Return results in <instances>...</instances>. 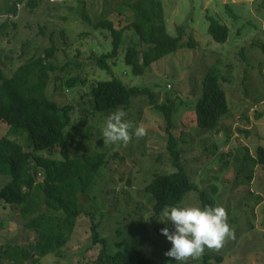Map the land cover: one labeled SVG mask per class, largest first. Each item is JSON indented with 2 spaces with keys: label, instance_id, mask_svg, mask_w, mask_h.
I'll return each mask as SVG.
<instances>
[{
  "label": "rangeland",
  "instance_id": "obj_1",
  "mask_svg": "<svg viewBox=\"0 0 264 264\" xmlns=\"http://www.w3.org/2000/svg\"><path fill=\"white\" fill-rule=\"evenodd\" d=\"M13 1L0 0V23L6 20L7 6L16 3ZM23 1L19 15L11 17L9 37L0 40V69L11 75L24 61L43 55L51 44L55 46L50 62L56 70L49 73L46 94L59 104L72 106L68 131L72 127L81 131L70 143L71 153L94 149L104 154L91 185L78 195V202L94 214L99 236L105 241V254L136 250L145 257L158 259L166 257L164 253L171 248L160 232L165 227L169 232L174 228L171 223L159 222L161 216L152 218L145 190L153 175L173 169L166 148L170 134L185 173L198 188L206 190L214 207L225 208L228 224L235 233L221 249H206L203 256L212 257V264H264V164H249V168L242 170V160L239 162L243 146L252 156L259 145L264 147L262 1L159 0L167 34L174 37V27L184 26L195 45L189 49L179 47L162 56L140 75H134L123 59L130 45H136L139 51L146 49L137 44L133 32L126 31L117 56L106 59L111 68L107 73L96 66L95 59L110 53L111 40L102 30H94L82 16L84 10L91 21L106 18L119 27L120 18L128 15L117 7L130 0H35L34 6ZM227 8L237 17H231ZM209 15L228 29L222 44L214 42L208 33ZM183 42L184 39L179 45ZM210 68H219L229 104L219 130L198 128L192 111L194 99L201 94L202 78ZM112 76L128 85H147L156 102L168 104L167 130L161 112L146 95L133 96L127 106L95 112L89 118V86ZM74 77L83 81L67 87L65 81ZM117 109H123V119L133 125L130 133H134L136 126H143L147 134L142 138L133 135L127 145L104 144L102 130L106 119ZM85 114L87 123L81 120ZM86 124L88 130L83 128ZM6 132L7 125L0 123V136ZM19 137L24 149H28L24 135ZM35 153L60 157L58 148ZM248 175L250 179L246 178ZM5 181L0 176V187ZM190 206L200 207L195 192L186 193L174 205ZM87 227V219L78 220L70 241L58 253L41 257L37 264H94L100 245L90 244ZM29 241L30 234L23 231L20 207L0 199V247L9 243L25 249ZM215 257L221 259L217 262ZM168 259L170 264H179ZM0 264L15 263L4 256ZM186 264L206 263L201 257Z\"/></svg>",
  "mask_w": 264,
  "mask_h": 264
},
{
  "label": "trees",
  "instance_id": "obj_2",
  "mask_svg": "<svg viewBox=\"0 0 264 264\" xmlns=\"http://www.w3.org/2000/svg\"><path fill=\"white\" fill-rule=\"evenodd\" d=\"M27 1L30 5H35V0ZM261 1L264 7V0ZM22 2L24 1H13L15 4L7 6L6 13L16 14L17 4ZM117 9L122 13L126 11L128 15L120 18L119 27L106 18L91 21L82 10L84 20L94 30H102L111 40L110 53L100 54L95 59L99 69L111 72L106 59L117 56L126 31L133 32L138 45L146 46L145 50L139 51L136 45H130L124 54V62L131 67L134 75L142 74L153 61L174 53L179 47L194 48L195 42L186 27H174V37L167 34L159 0L123 1ZM227 10L231 17H237L230 8ZM208 18L209 35L217 44L224 43L228 36L227 27L211 15ZM10 20L7 16L0 23V40L9 37ZM182 39L184 42L179 45ZM54 54L55 46L51 44L43 55L24 61L11 75L7 76L0 69V123L7 125L6 134L0 136V176L7 179L0 187V199L4 203L20 207L23 231L30 234V241L25 249L19 244L9 243L0 247V259L5 256L15 264H37L41 257L58 253L70 241L76 222L87 219L90 244L100 245L94 264H170L168 257H145L136 250L105 254V241L99 236L94 214L80 207L78 202V195L87 191L91 185L104 154L94 149L84 153H71L70 143L81 131H77L76 127L68 131L72 106L69 103L59 104L46 94L49 73L56 70L50 62ZM221 79L219 68H210L202 78L201 94L192 104L194 122L198 128L219 130L221 121L229 110ZM76 81L83 80L69 78L65 84L71 87ZM88 92L89 118L95 112L127 106L133 96L146 95L153 107L161 112L165 129L170 126L169 105L156 102L153 91L147 85H128L112 76L94 81ZM81 120L87 123L86 114ZM83 128L88 130V124ZM22 134L28 149H24L23 142L19 140ZM56 148L59 158L35 153ZM166 148L173 169L153 175L145 187L151 203L152 218L160 217L166 206L173 207L180 203L188 192L196 193L200 208L214 207L206 190L198 188L185 173L170 134ZM242 149L244 153L239 160H242V170L249 168V164H264L263 146L257 147L254 156L249 154L247 147L243 146ZM246 178L250 179V175ZM202 258L203 263L212 264V257ZM215 259L218 262L221 257Z\"/></svg>",
  "mask_w": 264,
  "mask_h": 264
},
{
  "label": "clouds",
  "instance_id": "obj_3",
  "mask_svg": "<svg viewBox=\"0 0 264 264\" xmlns=\"http://www.w3.org/2000/svg\"><path fill=\"white\" fill-rule=\"evenodd\" d=\"M125 115L123 109H117L107 117L102 130L104 144L127 145L133 135L142 138L147 134L143 126H136L134 133H130L133 125L123 119ZM159 222L171 223L174 228V231L169 232L165 227L160 234L171 243V248L164 255L179 264H186L190 259L198 260L206 249L219 250L226 240L235 236L228 224L227 212L222 206H166L161 212Z\"/></svg>",
  "mask_w": 264,
  "mask_h": 264
},
{
  "label": "built area",
  "instance_id": "obj_4",
  "mask_svg": "<svg viewBox=\"0 0 264 264\" xmlns=\"http://www.w3.org/2000/svg\"><path fill=\"white\" fill-rule=\"evenodd\" d=\"M49 1L56 2V1H59V0H49ZM22 6H23V3L17 4V13L16 14L9 13V14H7V16H9V18H11V17L16 18L19 15V13H20V11L22 9Z\"/></svg>",
  "mask_w": 264,
  "mask_h": 264
}]
</instances>
